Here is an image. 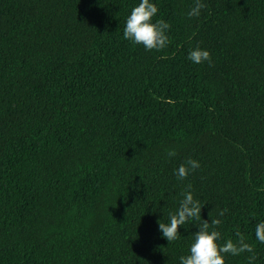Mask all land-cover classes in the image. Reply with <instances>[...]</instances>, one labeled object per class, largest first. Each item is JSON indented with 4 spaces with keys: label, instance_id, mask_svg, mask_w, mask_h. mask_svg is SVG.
<instances>
[{
    "label": "trees",
    "instance_id": "1",
    "mask_svg": "<svg viewBox=\"0 0 264 264\" xmlns=\"http://www.w3.org/2000/svg\"><path fill=\"white\" fill-rule=\"evenodd\" d=\"M138 2L0 0V264H179L225 209L221 242L239 232L264 264V0L193 18L194 0H155L160 51L123 39ZM189 183L202 217L169 244L158 221Z\"/></svg>",
    "mask_w": 264,
    "mask_h": 264
},
{
    "label": "clouds",
    "instance_id": "2",
    "mask_svg": "<svg viewBox=\"0 0 264 264\" xmlns=\"http://www.w3.org/2000/svg\"><path fill=\"white\" fill-rule=\"evenodd\" d=\"M205 4L202 0H194V6L186 13L188 18L199 17ZM159 12L155 0H139L132 7L126 17L123 29V39L130 41L134 45H143L146 51H160L169 43L168 31L170 24L158 19ZM187 59L193 64L211 63V54L207 49L194 47L189 50ZM175 149L167 151V157L176 156ZM200 162L196 159H188L174 169V175L178 180H185L189 175L200 168ZM182 198L179 200L178 207L174 212L168 214L166 223L158 221V229L162 238L169 244L181 238L179 229L190 221L200 219L202 206L200 200L194 197L192 185H186ZM225 210L218 212L217 218L210 216V223L202 218V223L198 226V231L192 235V243L189 246L188 254L179 257V264H226V257L239 256L249 253L248 264H254L256 254L253 245L246 242L245 237L239 232L236 233L237 239H227L221 242V232L216 230L221 224V219L225 215ZM255 240L264 244V221L255 225Z\"/></svg>",
    "mask_w": 264,
    "mask_h": 264
}]
</instances>
